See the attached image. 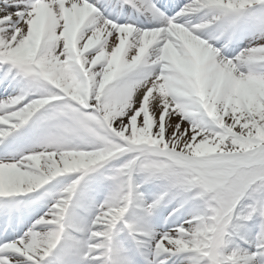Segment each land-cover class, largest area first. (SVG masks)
Here are the masks:
<instances>
[{"label": "snow or ice", "instance_id": "1", "mask_svg": "<svg viewBox=\"0 0 264 264\" xmlns=\"http://www.w3.org/2000/svg\"><path fill=\"white\" fill-rule=\"evenodd\" d=\"M0 264H264V0H0Z\"/></svg>", "mask_w": 264, "mask_h": 264}]
</instances>
